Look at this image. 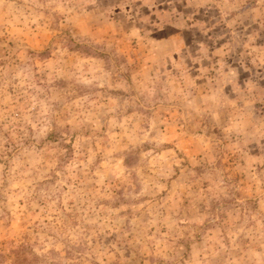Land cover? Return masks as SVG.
Segmentation results:
<instances>
[{"label": "rangeland", "instance_id": "obj_1", "mask_svg": "<svg viewBox=\"0 0 264 264\" xmlns=\"http://www.w3.org/2000/svg\"><path fill=\"white\" fill-rule=\"evenodd\" d=\"M0 264H264V0H0Z\"/></svg>", "mask_w": 264, "mask_h": 264}, {"label": "trees", "instance_id": "obj_2", "mask_svg": "<svg viewBox=\"0 0 264 264\" xmlns=\"http://www.w3.org/2000/svg\"><path fill=\"white\" fill-rule=\"evenodd\" d=\"M22 247V246H21Z\"/></svg>", "mask_w": 264, "mask_h": 264}]
</instances>
